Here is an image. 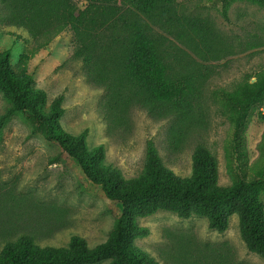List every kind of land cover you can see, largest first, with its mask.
I'll list each match as a JSON object with an SVG mask.
<instances>
[{"label": "rangeland", "instance_id": "obj_1", "mask_svg": "<svg viewBox=\"0 0 264 264\" xmlns=\"http://www.w3.org/2000/svg\"><path fill=\"white\" fill-rule=\"evenodd\" d=\"M51 0H0V51H11L16 66L30 57L28 73L48 96V105L64 94L63 128L79 135L88 130L90 148L103 145L105 163L119 169L126 179L144 169L151 140L163 164L181 177L192 173V157L198 146L207 148L218 163L219 184L230 186L226 146L232 136L230 112L219 92L234 93L248 76L264 71V47L249 48L253 33L264 26V9L248 2L233 3L228 19L221 0H174V12L156 18L142 17L150 34L166 52L173 73L197 70L207 80L197 107L198 122L188 134L173 137V115L152 116L132 105L126 113L111 111L109 101L123 82L125 18L118 10L110 24L83 37L69 28L59 30ZM37 2V3H36ZM84 8L85 0H71ZM33 3L38 9L32 10ZM208 21L234 53L223 59L194 52L183 38L182 17ZM241 44V45H239ZM252 80H255L254 78ZM127 89L126 87H124ZM128 90V89H127ZM7 103L0 93V115ZM264 104L253 109L244 130L249 153L247 178L264 168ZM178 139V140H177ZM57 148L40 136H31L28 125L13 117L0 139V252L9 242L32 236L41 247H65L73 235L94 248L105 242L113 227L106 214L101 190L81 176L73 162L51 164ZM264 204V193L262 195ZM150 234L135 241L160 264H264L242 240L239 218L233 215L224 232L211 230L204 217L181 218L161 211L139 219ZM103 261L98 264H108Z\"/></svg>", "mask_w": 264, "mask_h": 264}, {"label": "trees", "instance_id": "obj_2", "mask_svg": "<svg viewBox=\"0 0 264 264\" xmlns=\"http://www.w3.org/2000/svg\"><path fill=\"white\" fill-rule=\"evenodd\" d=\"M85 1L83 9L71 0L50 1L48 12L56 15L60 31L69 28L83 37L110 24L118 10L130 14L124 22L122 78L126 85L121 83L109 101L110 110L126 113L132 105H138L152 116L171 114L175 118L173 137L188 134L199 121L197 107L208 76L195 69L173 73L166 62V52L141 19L166 14L171 19L175 14L174 0ZM237 2L264 9V0H221L225 19L230 6ZM36 3L32 10L38 9ZM182 21L186 31L183 38L187 37L186 43L195 53L200 51L216 60L234 53L236 46L222 38L208 21L189 16L182 17ZM252 41L250 49L264 47V26L253 33ZM11 56L10 50L0 51V93L7 103L0 115V139L13 117L22 118L31 136H40L57 148L51 164L73 162L81 176L101 190L113 227L107 240L94 248L79 235H73L65 247H41L32 236L24 235L4 246L0 264H160L135 241L150 234L147 227L139 225V219L161 211L185 219L204 217L209 228L218 232L226 231L230 218L237 215L247 249L264 259V168L253 179L247 178L250 165L244 136L251 111L264 104V71L248 76L234 93L219 92L230 112L233 131L226 156L228 169L234 175L230 186H221L217 160L204 146H198L193 154L191 175L181 177L163 164L151 140L143 171L138 177L126 179L119 169L105 163L103 145L88 146V130L73 135L63 128L65 96L60 94L48 105L47 93L28 73L30 57L21 56L14 66Z\"/></svg>", "mask_w": 264, "mask_h": 264}, {"label": "water", "instance_id": "obj_3", "mask_svg": "<svg viewBox=\"0 0 264 264\" xmlns=\"http://www.w3.org/2000/svg\"><path fill=\"white\" fill-rule=\"evenodd\" d=\"M253 81H255V80H253Z\"/></svg>", "mask_w": 264, "mask_h": 264}]
</instances>
